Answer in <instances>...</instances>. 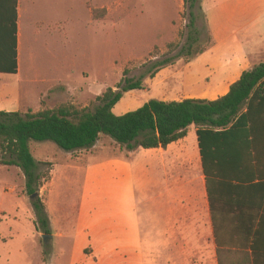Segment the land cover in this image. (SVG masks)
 Instances as JSON below:
<instances>
[{"label": "rangeland", "instance_id": "rangeland-1", "mask_svg": "<svg viewBox=\"0 0 264 264\" xmlns=\"http://www.w3.org/2000/svg\"><path fill=\"white\" fill-rule=\"evenodd\" d=\"M229 1L199 0L194 9L199 40L194 47L208 50L213 41L210 23L212 27L224 25L226 30L230 27V32L237 34L232 43L256 51L253 63L259 65L264 62V0L237 7L235 14ZM47 2L43 10L47 18L35 19L52 24L50 34L31 36L26 21L22 20L18 72L0 74L3 110L21 109L18 112L25 115L65 104L92 110L96 98L107 89L119 90L118 85L126 78L140 80L144 89L124 93L113 108L112 112L118 116L151 99L182 100L185 93L199 88L186 79L195 73L190 64L200 54H195V49L191 55L186 54L189 19L183 0ZM88 4L95 10L94 19ZM233 16L258 19L234 23L229 19ZM201 75L197 74V79H202L205 89L209 77ZM30 151L40 163L38 172L47 176L32 197L26 193L20 169L0 164V264H73L69 240L52 239L58 229L55 211L62 200L53 196L54 225L44 242L43 234L36 228L31 199L38 197L44 204L54 163L87 153L114 155L126 150L112 139L100 137L92 148L74 153H65L51 142L35 141L30 142ZM63 201L71 214L74 193ZM62 251L64 255L60 254Z\"/></svg>", "mask_w": 264, "mask_h": 264}, {"label": "crops", "instance_id": "crops-1", "mask_svg": "<svg viewBox=\"0 0 264 264\" xmlns=\"http://www.w3.org/2000/svg\"><path fill=\"white\" fill-rule=\"evenodd\" d=\"M255 1L229 3L235 14L237 7ZM45 2L47 6V0H17V54L22 20L31 36L51 33L52 24L35 19L47 18ZM88 7L94 19L95 10ZM229 19L245 24L258 18ZM212 26L210 23L212 45L190 64L195 73L186 78L199 88L185 93L182 100H216L228 93L244 71L257 66L253 63L256 51L232 43L237 34L231 33L230 27ZM197 74L209 77L205 89ZM3 108L0 104V112L21 110ZM100 153L54 163L46 188L44 204L50 230L54 225L53 196L62 200L55 211L58 229L52 239L69 240L73 264H218L214 211L217 226L233 230L235 208L229 205L231 198L220 202L214 198L213 205L210 203L194 126L186 137L166 148ZM71 193L75 201L70 214L63 198ZM245 200L242 224L248 229L252 220L257 224L262 218L264 197L261 192L258 196L246 192Z\"/></svg>", "mask_w": 264, "mask_h": 264}, {"label": "trees", "instance_id": "trees-1", "mask_svg": "<svg viewBox=\"0 0 264 264\" xmlns=\"http://www.w3.org/2000/svg\"><path fill=\"white\" fill-rule=\"evenodd\" d=\"M198 2L183 0L189 19L187 55L193 49L195 54L205 51L194 47L199 40L194 27ZM17 58V0H0V73L16 74ZM117 88L98 96L92 110L65 104L25 115L1 111L0 164L20 169L26 193L32 197L47 176L38 172L40 163L31 154V141L51 142L72 153L90 149L100 137H108L133 152L166 148L186 137L194 126L210 203L213 205L214 198L219 202L231 198L229 205L235 208L233 230L219 228L214 211L217 263L264 264V213L257 224L256 219L251 221L250 228L242 224L245 193L258 196L261 192L264 197V62L244 71L226 95L213 101L151 99L117 116L112 110L124 93L143 90L144 85L126 78ZM31 204L37 230L50 234L45 204L38 197L31 199Z\"/></svg>", "mask_w": 264, "mask_h": 264}, {"label": "water", "instance_id": "water-1", "mask_svg": "<svg viewBox=\"0 0 264 264\" xmlns=\"http://www.w3.org/2000/svg\"><path fill=\"white\" fill-rule=\"evenodd\" d=\"M47 235H42V239L44 242H46Z\"/></svg>", "mask_w": 264, "mask_h": 264}]
</instances>
